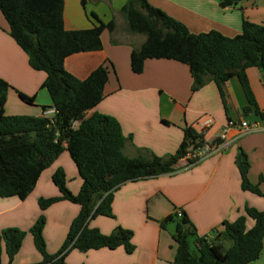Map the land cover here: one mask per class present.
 <instances>
[{
    "label": "crops",
    "instance_id": "crops-1",
    "mask_svg": "<svg viewBox=\"0 0 264 264\" xmlns=\"http://www.w3.org/2000/svg\"><path fill=\"white\" fill-rule=\"evenodd\" d=\"M63 0V25L66 31L87 30L97 16L103 24L114 22L112 32L101 33L102 49L76 53L64 62L65 70L79 80L108 62L110 69L103 100L87 112L114 117L126 138L123 153L128 158L139 155L166 159L174 155L184 137L185 127L202 132L204 143L213 147L210 155L185 168L179 160L173 173L123 184L113 196V217L96 216L90 227L110 235L117 227L133 233V253L123 247L81 253L70 251L66 264H173L176 244L173 229L160 223L166 217L188 216L197 235L217 242L224 249L231 242L223 236L225 221L234 222L245 216V208L264 211V198L241 187L236 157L243 153L249 163L247 178L253 185L264 178V74L258 68L246 71L256 107L250 105L237 77L223 84V100L216 84L206 79L205 85L192 91L189 67L166 59H148L143 71L131 70L130 57L139 49L145 36L129 31L121 8L127 0ZM173 19L184 24L191 33L216 31L225 37L242 33L243 22L264 25V0H240L221 5V0H147ZM45 73L33 70L27 55L8 34V25L0 13V79L11 87L4 111L7 116H54V107L47 90L42 87ZM256 108L258 111L256 112ZM262 114V115H261ZM210 120L211 124L204 126ZM247 121L255 130L241 135L238 127L228 128L229 121ZM226 131L225 139L221 135ZM66 147V146H65ZM63 170L66 187L77 194L82 185L77 168L64 150L40 176L35 189L25 199L0 198V232L14 228L26 233L21 249L12 264H37L42 261L29 233L40 215L45 218L43 239L48 254L55 255L62 247L69 226L79 213V206L59 201L42 212L40 198L60 196L53 184L56 170ZM246 229L254 221L246 218ZM220 235V236H219ZM1 263L8 264L3 252ZM251 264H264L263 251Z\"/></svg>",
    "mask_w": 264,
    "mask_h": 264
},
{
    "label": "trees",
    "instance_id": "trees-1",
    "mask_svg": "<svg viewBox=\"0 0 264 264\" xmlns=\"http://www.w3.org/2000/svg\"><path fill=\"white\" fill-rule=\"evenodd\" d=\"M239 1L221 0V5L230 6ZM121 12L129 31L145 36L141 47L131 53L133 73L140 74L148 59L177 61L189 67L193 92L201 89L208 78L216 84L222 100L223 84L237 77L248 103L256 107L246 71L258 68L264 74V25L244 21L242 33L229 38L216 31L191 33L184 24L151 6L147 0H127ZM0 13L8 25V34L27 55L29 66L45 73L42 87L49 93L54 107L52 118L7 116L4 107L11 87L0 79V198L25 200L41 174L66 150L82 180L79 192L72 194L68 190L65 174L58 169L52 181L60 196L40 198L38 205L44 212L54 203L69 201L80 210L55 255L47 252L43 239L45 218L39 216L29 230L35 249L42 257L37 264H66L65 257L72 250L85 253L123 247L126 253H133L130 230L117 227L110 235H104L90 227V221L96 216L113 217V196L123 184L173 173L175 165L190 148L204 143L203 133L185 127L177 152L166 159L126 157L123 149L127 140L120 123L108 115L87 116L105 96L108 62L84 80L64 68L65 60L76 53L100 51L101 33L104 29L112 32L114 22L103 24L91 14L95 21L92 28L66 31L63 0H0ZM256 112L260 114L258 108ZM236 164L242 190L264 198L259 184L253 185L247 178L249 163L243 153L237 155ZM247 217L254 221L250 230L245 226ZM169 222H176L173 264H251L263 251L264 211L255 208L246 207L245 216L224 222L223 236L231 242L228 249L217 242L218 238L199 237L184 212L179 217H166L160 225L164 228ZM25 235L14 228L0 232V264L3 252L8 264H12ZM189 238L194 239V249L190 248Z\"/></svg>",
    "mask_w": 264,
    "mask_h": 264
},
{
    "label": "built area",
    "instance_id": "built-area-1",
    "mask_svg": "<svg viewBox=\"0 0 264 264\" xmlns=\"http://www.w3.org/2000/svg\"><path fill=\"white\" fill-rule=\"evenodd\" d=\"M211 124L210 120H207L204 122V126H208ZM233 127H238L239 132L241 135L248 134L250 132H253L255 129L249 125L247 121H241L238 124H236L234 121H229L228 125L226 126V129L228 128H233ZM226 137V131L223 132L221 135V139H225ZM213 147L206 145L205 143L198 144L191 149L188 150L187 154L181 159L184 162V167H190L197 163L199 160L206 158L207 156L210 155L211 150ZM180 214H178V217Z\"/></svg>",
    "mask_w": 264,
    "mask_h": 264
},
{
    "label": "rangeland",
    "instance_id": "rangeland-1",
    "mask_svg": "<svg viewBox=\"0 0 264 264\" xmlns=\"http://www.w3.org/2000/svg\"><path fill=\"white\" fill-rule=\"evenodd\" d=\"M191 149V148H190ZM261 179V181H259L258 183H262L263 182V180H264V178L262 177V178H260ZM262 185H263V187H264V182L262 183ZM168 227L170 228V229H173V232L175 233V226H176V222H169L168 224ZM189 244H190V248L191 249H194V247H193V245H194V239L193 238H189Z\"/></svg>",
    "mask_w": 264,
    "mask_h": 264
}]
</instances>
